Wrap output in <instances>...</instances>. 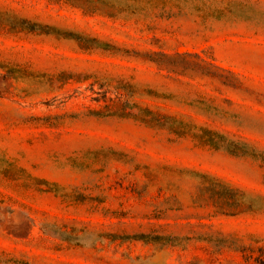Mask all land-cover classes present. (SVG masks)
Returning <instances> with one entry per match:
<instances>
[{
  "label": "rangeland",
  "instance_id": "obj_1",
  "mask_svg": "<svg viewBox=\"0 0 264 264\" xmlns=\"http://www.w3.org/2000/svg\"><path fill=\"white\" fill-rule=\"evenodd\" d=\"M0 264H264V0H0Z\"/></svg>",
  "mask_w": 264,
  "mask_h": 264
}]
</instances>
